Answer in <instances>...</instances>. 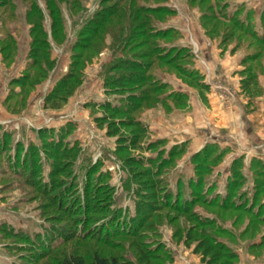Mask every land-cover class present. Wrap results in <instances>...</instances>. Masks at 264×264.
<instances>
[{"label":"rangeland","instance_id":"rangeland-1","mask_svg":"<svg viewBox=\"0 0 264 264\" xmlns=\"http://www.w3.org/2000/svg\"><path fill=\"white\" fill-rule=\"evenodd\" d=\"M114 2L84 0L83 11L69 17L63 7L68 40L51 42L55 67L34 85L23 105L13 82L29 63L28 5L13 0V8L0 9V264H47L50 256L55 262L49 264H60L64 254L87 258L95 250L140 264L139 246L151 249L156 264H204L194 252L195 243L184 238L192 225L227 247L225 262L264 264V57L258 61L260 93L249 98L239 88V71L245 66L240 61L259 48L252 35H264V0H138L173 12L152 15L147 22L150 29H171L170 35L138 48L133 42L122 54L130 58L148 52L144 60L154 64L152 77L141 87L152 91L166 84L154 96L181 92L186 106L142 110L130 117L139 126L120 125L109 136L95 120L102 115L98 105L108 101L127 106L122 105L127 93L113 96L103 87L100 72L113 60L110 50L83 59V81L59 109L43 103L69 70L77 30L73 21L78 19L80 26ZM214 17L221 27L209 39L201 25L214 23ZM43 25L48 30L46 15ZM239 28H248L250 36ZM3 45L9 47L2 51ZM163 51L181 68L201 75L208 90L198 93L174 69L159 63L156 57ZM217 58L231 71L226 77L217 71ZM68 124L73 130H67ZM40 129L48 134L38 136ZM61 134L65 146H75L74 158L44 147V140H59ZM257 140L261 145L253 148ZM214 156L219 160L212 164L208 160ZM240 158L235 175L231 165ZM133 172L147 175L128 181ZM148 179L155 188L143 187ZM184 207L188 212L183 215Z\"/></svg>","mask_w":264,"mask_h":264},{"label":"trees","instance_id":"trees-1","mask_svg":"<svg viewBox=\"0 0 264 264\" xmlns=\"http://www.w3.org/2000/svg\"><path fill=\"white\" fill-rule=\"evenodd\" d=\"M23 1L26 3V5H28V10L25 11V17L27 19L26 22L29 24V34L31 36L30 49L28 51L29 63L26 67L25 74L13 82L16 86H19V90L15 94L19 97V99H21L22 105L26 100L27 94L30 93L34 85L39 84L45 78H47L48 73L55 67L56 62L50 56L51 42L55 43L56 45H62L68 40L65 28V19L63 15V7L67 12L68 17L69 15L82 12L84 9V0H41L43 5L39 3V0ZM108 1L110 0H101V4L107 3ZM6 7L13 8V0H0V9ZM172 13L173 12L165 8V6H145L140 4L138 0H115V2L109 7H104L101 10H97L90 19H84L80 26H78V19L74 20L73 26L77 30L76 40L71 46L72 52L69 70L66 74L62 75L58 79L53 89L45 96L43 103L44 107L59 109L61 105L67 101L68 97H70L76 91L83 81L81 69L85 65V61L83 59L87 58L89 60L104 49L110 50L112 52L111 58L113 57V60L103 64L100 72V75H102V82L105 92L110 95L112 94L113 96L123 92L127 93V100H122V105L127 103V106L124 108H121L119 104L113 105L108 101L98 105L97 109L102 112V115L101 117H96L95 120L99 126L105 125L107 135L115 136L116 130L120 125L127 127L139 126L140 123L137 122L138 119L135 118L136 122H134L132 120L133 118L130 117L131 115L132 117H135V114L137 115L140 111L142 112V110L153 108L157 105H163L165 109H168L169 107H185L187 98L181 92H169L164 93L161 96H154L158 90L161 91L163 88L162 90L164 91V89L167 87L166 84H161L162 86H158L159 88L154 87V90L152 91L141 87L146 85L147 80L152 77V74L149 71L154 64L149 61L145 62L144 60V58L147 59L149 57L148 52L140 53V56L133 55L130 58L124 57L126 53L122 54L124 51H126L128 45L133 42L136 44L135 47L138 48L147 46L149 41H152L153 38L160 40L167 38L170 35L171 29H150V26L148 28L147 22L149 19L151 22L153 21L152 15L163 17L167 14L171 15ZM45 15L49 20V32L43 25ZM8 16L9 18H13L14 11H11ZM212 21H214V23H202L201 25L204 33L207 35V37H209V39H214L215 36H218V28L221 27L217 25V19H215V17ZM240 24L239 26L241 27L242 25ZM223 29L224 31L227 30L225 27H223ZM239 31L244 33L246 36H250L248 28H239ZM252 36L254 43H256L259 48L256 52L247 54L241 59L240 63L245 66L239 72L241 75V80L239 82L240 89L242 93H244V95L248 96L249 98L260 93L258 88V73L260 72L262 63H259L258 61L264 57V35ZM136 38L141 39V41L136 42ZM8 39L14 41L11 37ZM221 41L224 40L222 39ZM251 45L252 44H248L247 48H250ZM8 47L9 46L3 45L1 46V50L3 51ZM156 59L159 63L164 64L168 69H174V71L183 78L182 80H184L186 84L197 89L199 93H203L204 91L208 90V85L203 82L201 75L198 76V74L192 69L186 70L185 67L181 68V65L175 64L174 58H169V54L165 55L164 51L162 54H158ZM184 59H186V56H184L182 60ZM185 61L187 64H191L190 60L187 59ZM255 62H258L256 63L257 65L259 64L257 67L252 65V63ZM30 70L32 72H30ZM30 73L33 74L30 75ZM139 88L142 91L136 93ZM122 116H125L128 119L124 120ZM68 125L69 126L67 127L69 128H67V130L70 131V128L73 130L74 126L70 124ZM46 133V130L40 129L38 136L44 137V135L48 134ZM58 137L59 140L56 141L55 138L44 140V147H47V151H50L51 153H53V151H60V154L63 156L62 158H65L66 156L74 158L76 155L75 146H65L62 134ZM160 142L163 143V141ZM183 149L184 148L182 146L177 148L180 154L183 153ZM204 151L205 155H210L209 151L206 152V149ZM173 152H175V150H172L169 155H174ZM217 157L214 156L208 161L213 164L219 160ZM167 161L169 162L170 158H168ZM235 162H237V165L234 164ZM240 163L241 158L240 160H234V162H232L231 167L233 168V173L235 175L237 173L236 167H238ZM146 175L147 174H143V172L139 174L133 172L131 176H129L130 179L128 178V181L136 180L137 177L141 179L142 177L140 176ZM147 177L153 179V176L151 175ZM127 182L124 184L126 185ZM143 184L144 188L151 189L156 187L154 180H143ZM190 186L191 188H196L195 186ZM194 199L196 198L194 197ZM141 200L145 201L142 198ZM197 202H199V200H197ZM180 211H182L181 214L183 215L187 214L188 208L184 207ZM191 227L193 228H188L186 230L184 238L188 242L195 243L194 252L200 254L201 261L204 264H236L234 262H225L222 260L224 257L222 252L226 250V246H223L222 244L215 241L209 234L204 233L201 230L202 227L198 228L197 226L193 225ZM176 235H178V232ZM136 251L138 262L140 264H156L153 262L152 255L154 254H152L150 248H143L139 246L136 247ZM46 261H48L47 264L50 262H55L54 256L46 258ZM60 264L132 263L128 260H124L121 256L116 254H104L99 250H95L87 258H84L79 253L75 254L72 252L70 254H64Z\"/></svg>","mask_w":264,"mask_h":264},{"label":"crops","instance_id":"crops-1","mask_svg":"<svg viewBox=\"0 0 264 264\" xmlns=\"http://www.w3.org/2000/svg\"><path fill=\"white\" fill-rule=\"evenodd\" d=\"M47 31L49 32V28H48ZM211 41H214V40H211ZM211 43H212V42H211ZM218 51H220V50H218ZM221 51H222V50H221ZM230 51H231V50H230ZM225 53H227V52L225 51L224 54H225ZM227 56H228L229 58H231V57L233 58V54H232L231 52H229V51H228V53H227ZM232 58H231V59H232ZM217 59H219V61H220V62H218V65H217V71H218L223 77H226L229 73H231V71H230L228 68H226L225 64H224V65H221V61H222V60H220V58H217ZM224 60H225V59H224ZM242 69H243V68H241V70H242ZM241 70H240V71H241ZM240 71H239V72H240ZM240 80H241V79H240ZM240 80H239V81H240ZM186 85H187V84H186ZM239 85H240V84H239ZM239 88H240V87H239ZM193 89H195V88H193ZM195 90L199 93V91H198L197 89H195ZM215 96H216V97H213L212 99H213L214 101H216V100L219 101L220 93H219V96H218V95H215ZM238 96H239V95H238ZM221 107H222V106H221ZM218 109H219V108H218ZM229 111H230V110H229ZM230 112H231V111H230ZM234 115H235V114H234ZM221 129H224V130H225L226 128L224 127V128H221ZM257 135L260 136V134H259L258 132H257ZM261 137H262V136H261ZM263 138H264V137H263ZM253 140H254V139H253ZM253 140H252V141H253ZM252 141H251V142H252ZM257 142H258V144H257V145H254L253 148H259V147H260L259 145H261V142L258 141V140H257ZM215 143H216V142H215ZM250 145H253V144H252V143H249V146H250ZM247 148L251 149V147H247ZM251 150H252V149H251ZM255 150H257V149H255Z\"/></svg>","mask_w":264,"mask_h":264}]
</instances>
